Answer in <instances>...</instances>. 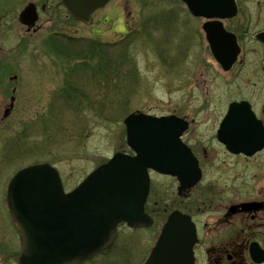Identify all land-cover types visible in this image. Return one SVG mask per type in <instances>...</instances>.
<instances>
[{
  "label": "rangeland",
  "instance_id": "rangeland-1",
  "mask_svg": "<svg viewBox=\"0 0 264 264\" xmlns=\"http://www.w3.org/2000/svg\"><path fill=\"white\" fill-rule=\"evenodd\" d=\"M237 3L244 7L264 0ZM29 4L39 11L33 29L20 20ZM204 22L181 0H112L88 23L75 21L61 0H0V264H19L22 255L7 205L15 174L48 164L59 172L64 191H73L115 154L132 153L124 124L132 113L196 118L185 136L207 150L204 184L219 212L252 197L255 188L264 193V167H258L264 152L246 161L227 154L216 141L229 104L214 99L225 90L216 79L220 69L208 49ZM53 35L85 42L87 49L107 46L103 53L112 56L111 70L98 67L99 51L93 63L87 57L91 67L66 61L50 42ZM114 69L124 81H109ZM237 87L239 96L253 94L245 81ZM254 108L260 113L264 103L255 102ZM8 111L12 115L3 120ZM177 187L173 178L153 176L148 206L154 224L142 230L120 225L113 247L86 264H143L178 208L171 206Z\"/></svg>",
  "mask_w": 264,
  "mask_h": 264
},
{
  "label": "water",
  "instance_id": "water-1",
  "mask_svg": "<svg viewBox=\"0 0 264 264\" xmlns=\"http://www.w3.org/2000/svg\"><path fill=\"white\" fill-rule=\"evenodd\" d=\"M62 1L70 14L83 22L110 2ZM183 1L196 16L229 18L236 14L235 0ZM37 18L33 5L21 14L22 23L29 27ZM217 29L221 27H215L214 37L208 39L216 59L223 63L218 37L225 35ZM125 125L128 144L136 156L116 154L68 194L58 172L46 164L25 168L13 178L7 202L22 238L20 264H82L112 244L119 223L126 222L133 228L151 226L153 221L144 212L149 192L148 168L178 176L184 187L198 181L197 164L180 140L187 128L183 120L132 114ZM219 139L235 154L251 156L264 147L263 127L245 103L231 106ZM195 242L191 219L175 212L144 264H195ZM262 259L261 255L258 262Z\"/></svg>",
  "mask_w": 264,
  "mask_h": 264
},
{
  "label": "flooded vegetation",
  "instance_id": "flooded-vegetation-1",
  "mask_svg": "<svg viewBox=\"0 0 264 264\" xmlns=\"http://www.w3.org/2000/svg\"><path fill=\"white\" fill-rule=\"evenodd\" d=\"M245 4L242 7V3H236V15L221 20L223 28L230 34L224 41L225 61L228 62L231 55L236 51L237 53L233 64L231 66L226 64L227 69L217 64L220 74L216 79L221 80L225 93L222 97L213 98L228 103V109L232 104L247 103L264 127V110L258 113L254 108L255 102L264 103V96H261V93H264V20L261 21L262 17L264 18V3ZM213 21L215 20H211V22ZM208 49L210 51L209 47ZM211 57L215 61L212 54ZM209 64L213 69V64ZM243 81L246 86L253 89V94L248 98L247 96L243 97L245 95L239 96L241 94L236 92L237 86ZM253 98L257 101H253ZM205 100L208 103L209 98ZM228 109L224 118L228 114ZM243 113L242 115H244ZM10 115L12 112L8 111L4 113L2 119L6 120ZM180 118L186 120L189 127H192L196 122L195 117ZM250 128L253 127L250 126ZM218 131L219 129L216 131V141L219 142ZM182 139L197 159L201 174L199 182L190 188H182L177 178L150 171V193L155 175L173 178L177 182V198L171 206L178 207L177 210L190 215L195 223L197 242L194 247V256L196 264H264V257L258 262L261 253L262 256L264 254V193L255 188L252 197L234 201L229 207H223L226 210L225 213L219 212L217 209L219 205L211 198L210 191L204 184L206 167L203 158L207 156V150L200 147L198 143L195 145L193 141H187L185 134ZM218 144L224 148L227 154L246 161H253L252 158L264 152L263 149L254 156L247 157L244 154H232L224 143L219 142ZM258 167L260 169L264 167V160L259 163ZM244 189L242 183L239 190L241 192ZM148 201L146 211L149 213ZM185 201H188L187 204L184 203Z\"/></svg>",
  "mask_w": 264,
  "mask_h": 264
},
{
  "label": "trees",
  "instance_id": "trees-1",
  "mask_svg": "<svg viewBox=\"0 0 264 264\" xmlns=\"http://www.w3.org/2000/svg\"><path fill=\"white\" fill-rule=\"evenodd\" d=\"M65 41H66V43H65ZM50 42L53 44L58 55L61 56L66 61H69L71 63V61L76 60V61L83 62L84 64L88 63L89 67H91V64L89 63V60H87V57L91 56V58H92L91 61L93 63L94 62L93 59L95 57L94 54L97 53V51H99L101 58L98 62V64H99L98 67H100V69L104 70V72L111 70L109 67H112V66H110V65H112V56L107 55L106 53H103V49H107L106 48L107 46H105V45L99 44V47H92V49H91V47H88L90 49H87L86 45L82 44L85 42H81V41H78L76 39H71V38L65 40L64 38L62 39V38L57 37V36L50 37ZM64 46L66 47L65 50L63 49ZM93 65H95V64H93ZM98 67H96V68H98ZM109 81H112V82L113 81H116V82L124 81V75H123V73H119L117 71V69H114V73L112 70V75H110ZM80 93L81 94L78 93L80 95L79 97H82L84 94H82V92H80Z\"/></svg>",
  "mask_w": 264,
  "mask_h": 264
}]
</instances>
